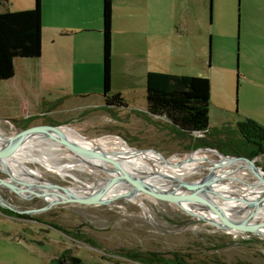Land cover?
Segmentation results:
<instances>
[{"label":"rangeland","instance_id":"374dc122","mask_svg":"<svg viewBox=\"0 0 264 264\" xmlns=\"http://www.w3.org/2000/svg\"><path fill=\"white\" fill-rule=\"evenodd\" d=\"M259 5L248 18L246 2L242 4V0H162L163 61L157 67L164 73L210 80L209 125L212 131L204 138L182 136L167 119L151 116L147 110L145 78L127 75L130 71L122 62L115 89L111 90L113 94L115 91L121 93L126 103H130L129 108L107 107L101 98H69L61 101L58 110L49 111L44 104L39 106L41 100L31 97L32 93L24 94L20 83L16 84L14 79L0 81L1 133L11 136L22 128L50 124L63 127L62 132L76 134L82 139L104 138L135 151L154 150L159 154L142 152L156 161L152 164L153 161L123 147L135 158L136 164L144 160L178 181L180 179L172 173L181 168L176 161L185 155L206 151L210 159L219 160L221 153L228 156L247 154L252 148L241 135L239 124L250 119L264 127V54L258 58L262 51L254 45L264 38V2ZM261 46L264 48V44ZM56 142L45 139L30 144L43 148ZM35 152L44 157L45 162L51 159L67 164L68 157L79 158L68 151L47 153L36 149ZM85 160L87 162L73 161L76 167L66 179L54 169L31 162L25 164V172L33 182L38 181L29 173L39 171L46 181L69 190L101 183L119 174L101 171L99 168L103 165L96 159ZM120 163L133 165L129 160ZM1 165L11 168L13 173H17L14 169L19 167L8 159ZM209 165L203 163L201 172L183 177L178 183L209 177L210 170L206 168ZM257 165L264 170L263 156L257 158ZM134 169L139 171L136 175L141 173L140 168ZM3 171L0 169V179L8 180L10 177ZM235 177L254 181V177L244 171H239ZM142 180L163 185L152 178ZM32 181L30 183L39 192H45L40 183L34 185ZM233 183L234 186L242 184L240 181ZM258 188L264 190V186ZM213 190L227 197L242 195L241 192ZM0 194L3 199L0 201V264H59L55 260L67 250L86 264H264V223L260 221L239 223L260 227L256 234H240L202 220L187 205L162 202L145 195L137 198L143 206L120 198L109 205L63 203L45 209L49 206L47 198L26 192L19 195L5 186ZM202 194L230 205L212 191ZM227 209L226 220L241 216L239 210L231 206Z\"/></svg>","mask_w":264,"mask_h":264},{"label":"crops","instance_id":"0c3cea01","mask_svg":"<svg viewBox=\"0 0 264 264\" xmlns=\"http://www.w3.org/2000/svg\"><path fill=\"white\" fill-rule=\"evenodd\" d=\"M245 2V13L251 18L264 0ZM161 4L162 0H112V90L121 62L129 76L147 80L149 72H161L157 67L163 61ZM35 5L36 0H9L0 10L26 11ZM103 12L104 0H42V55L15 64L13 81L20 83L24 94L32 93L41 100L39 106L44 104L49 111L58 110L61 101L69 98L104 101ZM255 44L262 51L261 59L264 38Z\"/></svg>","mask_w":264,"mask_h":264},{"label":"trees","instance_id":"16d2710c","mask_svg":"<svg viewBox=\"0 0 264 264\" xmlns=\"http://www.w3.org/2000/svg\"><path fill=\"white\" fill-rule=\"evenodd\" d=\"M0 0V9L3 3ZM112 0H104V89L107 107L126 108L127 103L120 93H112ZM42 0L26 11L0 10V81L15 77L16 61L36 60L42 55L43 42ZM211 82L204 77L177 76L164 72H149L146 80L147 110L153 117H163L178 128L185 137L198 132L210 131ZM239 131L252 150L245 156L250 159L264 157V127L247 119L239 124ZM206 148H211L209 145ZM219 150L218 148H215ZM220 151V150H219ZM221 152V151H220ZM226 155V154H225ZM264 168V167H263ZM137 260L141 258L134 257ZM59 264H86L69 250L63 252Z\"/></svg>","mask_w":264,"mask_h":264},{"label":"bare ground","instance_id":"6f19581e","mask_svg":"<svg viewBox=\"0 0 264 264\" xmlns=\"http://www.w3.org/2000/svg\"><path fill=\"white\" fill-rule=\"evenodd\" d=\"M64 134L67 139L72 140L75 144L80 145L88 150L101 153L105 156H109L111 158H114L118 162H121V160L122 161L129 160L131 163H133L132 166L130 165L132 168L138 167L140 168V170H144V169L149 170V173L151 175H146L144 173H139V175H136V174L132 175L134 179L139 182H142V178L144 177L152 178L153 179L152 181L154 182H157L158 178H161V180L162 178L169 179V182L167 183V188L169 190H172V188H175L181 185V183L180 184L178 183L181 181V179H184L187 176L191 177L193 176L195 172H201L203 163H208L210 165L207 166L206 168L210 170V176L207 178H203L202 180H198L196 182L198 188L210 187L213 189H220L222 192H227V193L241 192L242 195H230L229 198H232V199L235 198L241 201H246L247 203H250V201L258 199L260 196L264 195V190L262 189L263 191H260V189L258 188L259 186H264L263 185L264 172H259V173L254 172L251 169L250 165L244 161L224 158L223 156H220L219 160H213V159H210V156L206 155L207 154L206 151L201 152L199 154H195V155H185L183 158L179 160L177 159L176 161V163H179V165H181V168L177 170L176 172L172 173L174 177L180 179V181H178L175 178L169 177L170 175L166 174L162 168H153L149 166L144 160H140V164H136L134 162L135 158L130 156L128 152L124 150V148L128 150H133V149H131L130 147H127L126 145L120 142L106 140L104 138L97 139V140H86L70 132L68 133L64 132ZM4 138L5 136L4 134L1 133V130H0V146L2 142L4 141ZM32 141H39V139H33ZM36 149H40L41 151H46L47 153L49 152H55V153L59 152L60 153L63 151L65 152L68 151V153H73L68 147L58 142L49 143V147H43V148L34 147L32 144H30V142H28L24 144V146L20 150L14 152L12 155H10L7 158L8 161L19 166L18 169L17 170L14 169V171H17L18 173L19 170H22L20 171L21 175H19V173L18 174L13 173L12 172L13 170L11 171V168L1 165V164H6L7 159L0 160V169L4 171H9L10 173L14 174V177L16 176V179L18 180L19 183L32 186V184H30L32 179L28 177L27 176L28 173L25 172L26 171L25 168L27 167L25 164L27 162L43 165L46 169H54L56 172L59 173L60 176H62L63 179H66L67 176L70 177L71 175L70 171L74 169V167H76L72 165L73 161H78L82 163L87 162L86 160H83L79 155L76 156L79 158L68 157L69 162L67 164H61L60 162L58 163V161L56 163L54 161H51V159H49L50 162L49 161L45 162L43 159L44 157L38 156L36 154L35 152ZM135 153L139 157L146 158L150 162L153 161L151 162L152 164L156 163V161L152 160L148 155L142 152L139 153L135 151ZM127 156H129L130 158ZM92 159L95 160V158H92ZM87 160L90 161L91 159H87ZM94 160H91V161H94ZM97 162H100V164H103L104 166H109L107 162H102L100 160ZM239 171L250 173L254 177L253 178L254 181L247 182L245 180L238 179L235 176L237 173H239ZM29 174L32 176V178L34 177L37 179L38 182L35 181L36 183H40L41 185H44V184L46 185L48 183V181H46L45 178L41 177V173L39 171H37V173L35 174H31V173ZM161 180H159L158 182L159 183L164 182V180L163 181ZM5 181L9 182L12 185L16 184L12 179H8ZM106 181H103L101 183L99 182V183H93V184H86L84 187L78 190H70V191H72L74 194L81 193L82 195L85 194L84 192H87L86 194L90 195L92 193L97 192L101 187L106 185L107 183ZM234 181L236 182L240 181L242 183L241 186H234L235 185L233 183ZM35 182L32 181L34 185L36 184ZM1 188H2V185H0V189ZM32 190L34 193L39 192L35 187H33ZM60 193H64V192L60 191ZM193 194L194 192H184L182 193V196H192ZM139 196L140 194L136 193L131 185L122 183L116 188H114L111 192H109L104 197V199L108 200V199L120 197L121 199L131 200L134 202L136 201L135 203H138L140 206H143L142 202L137 201V198ZM198 196H200V198L206 200L207 202L212 203L215 207L221 209L224 213H227V210H228L227 208H229L230 206L233 210L240 209L245 212L244 215H241L240 217H236L231 220H226L224 216L220 217L218 214H216V212L211 211L208 206H205L203 204H199L198 202L190 200V197L181 201V204H184V205H187L193 208L197 216H200V218H203L213 223L214 225L227 229L226 227H224L223 220H226L229 223H233L235 225L242 223L243 221H246L247 223L252 222V221H260L264 223V204L260 207L261 209L259 208L255 210L258 212L253 213L252 210L254 209L252 210L248 209L246 204H243V203L233 202V203H230V205H227V204H224V201L220 200L219 198L218 199L214 198L211 195H205V194L198 193ZM45 198H47L46 200L48 202H53L59 199L58 197H52V196H45ZM1 200L3 199L0 194V201Z\"/></svg>","mask_w":264,"mask_h":264},{"label":"water","instance_id":"95a60500","mask_svg":"<svg viewBox=\"0 0 264 264\" xmlns=\"http://www.w3.org/2000/svg\"><path fill=\"white\" fill-rule=\"evenodd\" d=\"M62 128L63 127L53 126L50 124L49 125L40 124V125L31 126L28 128H22L20 131L15 132L11 136H5L4 141L2 142L0 146V160L7 159L14 152L20 150L24 146V144L28 142H32L33 139H39V141L40 140L43 141V139H51V140L57 141L58 143L68 147L71 150V152L74 153V155L75 154L79 155L83 160L88 159V158H95L97 161L100 160L102 162H107V164H109L110 167L107 169L102 164L103 166L99 168L101 169V171L108 173V174H111L113 173V171H116L119 174L115 176L113 175L109 180L106 181L107 182L106 185L101 187L97 192L92 193L90 195H87L86 194L87 192H84L85 194L83 195L81 193L74 194L72 191L69 190V188L58 186L51 182H48L46 185L44 184L40 186L41 189L45 192L34 193L32 190V188L34 187L33 185L29 186V185L19 183L18 180L16 179V176L14 177V174L10 173L9 171H3V172L6 173L10 177L9 179H12L17 185H19V187H16L2 179H0V185L7 187L11 191L19 195L21 193L26 192L34 197L45 198V196H52V197L59 198L56 201L49 202V206L45 209H51L55 207L56 205L63 204V203H76V204H82V205H109L114 200L120 199V197H117L111 200H105L104 197L109 192H111L114 188H116L122 183L131 185L133 189L135 190V192L140 195L149 196L159 201L168 202V203L175 204V205H179L182 200H185L186 198L190 197V200L198 202L205 206H208L211 211L216 212V214H218L220 217H223L227 214L224 213L221 209L215 207L212 203L207 202L206 200L200 198V196H198V193L202 194V193H208V191H212L213 193H217L221 198L223 199L225 198V201H229V203L234 202V203L246 204L248 209H251V210L254 209L252 210L253 213L258 212L255 210L259 209L264 204V195L260 196L258 199L250 201V203H247L246 201H241L235 198L234 200L236 201L234 200L230 201L229 197L223 194H220L219 192L211 189L210 187H205L206 189L198 188L196 181L182 182L181 185L175 188H172V190H169L167 188V183L169 182V179L162 178L161 180V178H158L157 179L158 181L164 180V182H161L163 185H157V184L155 185L152 183H148L145 180H142V182H139L135 180L134 177L132 176L133 174H138L137 170H135L131 166H128V165L125 166L124 164H121L114 158L105 156L95 151L88 150L80 145L75 144L72 140L66 138L64 132H62ZM203 150L214 151L213 149H203ZM137 152L141 153V152H155V151L154 150H145V151L137 150ZM220 155L223 156L224 158L247 162L250 165L251 169L256 173L264 172V170L259 165H257V158L250 159L245 156H228L223 153H221ZM140 172L146 175H151L149 173V170L147 169L141 170ZM263 185H264V181H263ZM60 191L64 193H60ZM184 192H194V194L192 196H182V193ZM239 213H241L240 215H244L245 212L239 209ZM223 223H224V227H226L227 229L233 230L240 234L255 233L260 228L259 226H250V225H244V224L235 225L233 223H229L226 220H223Z\"/></svg>","mask_w":264,"mask_h":264},{"label":"built area","instance_id":"2783aa9c","mask_svg":"<svg viewBox=\"0 0 264 264\" xmlns=\"http://www.w3.org/2000/svg\"><path fill=\"white\" fill-rule=\"evenodd\" d=\"M207 132H198L195 133L194 136L197 137L198 139L206 137Z\"/></svg>","mask_w":264,"mask_h":264}]
</instances>
